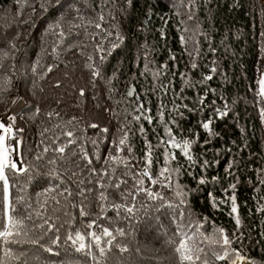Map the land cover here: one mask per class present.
Listing matches in <instances>:
<instances>
[{
    "label": "trees",
    "instance_id": "16d2710c",
    "mask_svg": "<svg viewBox=\"0 0 264 264\" xmlns=\"http://www.w3.org/2000/svg\"><path fill=\"white\" fill-rule=\"evenodd\" d=\"M40 2L0 0V44L7 48L8 41L13 40L17 46L5 61L7 67L0 71V83L2 78L10 79L9 90L0 93V115L9 112L13 100L23 102L19 117L26 124L23 136L29 147L25 152L27 162L22 163L25 168L32 166L28 175L11 178L6 190L9 196H4L5 187L0 184V206L11 205L21 212L31 211L34 219L42 223L35 213L41 211V203L47 199L48 209L42 214H51V195L56 194L60 181L47 174L49 167L46 160L45 166L37 167L40 162L34 154H29V150L36 147L37 152L42 151L44 146L49 145V139L61 135L65 122L75 116L83 120L74 131L85 138L82 140L84 147L89 152L93 151L87 137L103 139L99 152L106 154L105 145L117 135L119 124L124 122L123 116L117 113H123L126 108L131 110L136 100L135 95L133 98L124 96L128 87L133 86L143 97L142 102L151 109L149 114L154 117L161 102L166 105L165 119H169L167 112L173 108L172 101L188 105L182 109V115L172 112L179 123L169 126L177 133V139L192 137L199 146L193 145V161L180 158L171 165L175 167L178 164L180 171L170 172L169 179L163 184L153 185L143 178L144 187L159 193L160 198L151 200L146 194L137 192V199L127 202L119 198V193L116 194L113 198L116 203H128L130 207L135 205L138 211L133 213L132 219L117 218L110 205L106 204L104 212L93 206L94 214L105 217L102 226H109V221H112L111 228L123 227L128 233L117 238L127 246L128 251L120 253L114 249L109 254L113 257V264L117 261L118 264H170L163 257L169 252L167 244L175 256L170 241L179 239L178 225H186L189 220L202 223L204 227L201 231L205 233H211L217 227L224 228L226 234L236 233L238 230L228 214V205L212 206L213 196L220 200L230 194L237 197L242 228L239 239H233L232 247L240 250L246 258L236 264H264V214L255 211L262 203L256 198L264 195V185L259 183L264 179V121L260 119V104L255 97V81L264 69V37L261 36L264 32V0H197L196 7L191 9L194 13L192 21L187 20V0H134V6L127 0H111L107 5L105 0H48L44 10H40ZM33 7L37 9L36 13L32 12ZM101 10L106 17L101 22L104 33L111 31V40H115L117 32L123 37L118 42L119 49H113L115 54L102 65L107 69L105 77H112L113 80L111 98L109 85L104 80H99L96 87H92L90 72L85 67L88 55H93L97 63L102 55L94 49L102 34L87 23L100 22L98 16ZM81 16L83 21L79 19ZM57 23L59 28L55 27ZM74 24L80 27H73ZM197 25L208 39L204 35H190ZM186 26L193 31L184 32ZM61 31L64 32L63 39L58 35ZM181 35L192 36L187 48L193 55L195 42H200L201 55L196 58L200 66L195 75L190 69L191 57L180 41ZM104 43L111 48L107 40ZM69 44L71 47H66ZM213 46L215 52L211 51ZM53 47L57 48L56 55L51 54ZM172 56L177 59L172 60ZM37 60L42 65L52 66L53 71L43 78L41 74L33 73L31 66ZM145 65L152 69V73L161 65L168 67L165 74L156 79L152 73L140 75ZM213 66L217 67V73L210 72ZM41 71H46V68ZM181 72H188L191 85L185 87L184 78L179 75ZM205 74L213 75V80L206 84L196 83ZM56 82L61 86L55 87ZM153 84L159 91L150 90ZM161 85H167L168 90L165 91ZM182 87H185L183 100L174 95L179 94ZM80 88L85 89V97L79 96ZM146 89L149 91L146 92ZM198 99L206 101L203 107ZM213 100L216 101L215 108L228 105L225 110L230 111V115H214ZM97 104L100 106L97 107ZM37 106L41 108V114L34 115ZM104 107L114 111L104 112ZM49 112L60 115L49 118ZM207 119L212 120L215 135L210 138V143L204 145L203 141L209 136L199 125ZM90 122L109 127L107 138H104L105 134L88 128ZM140 123L144 124L146 132L141 135L136 131L131 136L137 158L132 161L134 165L145 150V138H150L155 145L164 135L158 118L151 125L146 121ZM57 124L61 125L60 129L55 127ZM132 127L136 129L138 125L133 124ZM46 128L50 131L41 136ZM64 139L61 136L57 144ZM77 150L78 146H70L67 151L71 155ZM171 152L178 157L181 155L178 149ZM156 154L160 156V163L154 164L153 170L158 174L163 164V148L157 149ZM45 156L53 157L55 153L50 151ZM205 160L210 167L203 166ZM229 164L231 175H228ZM139 167L143 169L142 162H139ZM118 171L125 169L121 165ZM133 171H136L135 167ZM213 175L217 177L215 181L211 179ZM84 176L88 177V173L85 172ZM123 179L128 180V187L132 188L137 177L130 173ZM160 179L163 180V177ZM200 179L208 182L201 185ZM231 184L236 185L234 192L226 191ZM71 187L74 190L75 185ZM47 188H52L53 192L45 194ZM70 212L78 217V209L70 208ZM186 230L191 232V229ZM203 246L211 248L208 244ZM13 248L17 252L22 249L26 255L11 264H36L33 253L41 258L40 264L58 259L25 244L14 245ZM234 259L226 257L224 261H212V264H233Z\"/></svg>",
    "mask_w": 264,
    "mask_h": 264
},
{
    "label": "snow or ice",
    "instance_id": "6c2138e0",
    "mask_svg": "<svg viewBox=\"0 0 264 264\" xmlns=\"http://www.w3.org/2000/svg\"><path fill=\"white\" fill-rule=\"evenodd\" d=\"M18 2H23V0H18ZM111 0H105V4L110 3ZM129 4H133L134 0H127ZM183 2V0H182ZM48 0H41L40 10H44L47 6ZM187 5L189 7V12L187 14V20L192 21L194 19V13L191 11L197 5V0H187ZM37 9L33 7L32 12L36 13ZM83 21V17H79ZM115 19V17H112ZM163 19V17H162ZM106 20L103 10L98 16V21H88L87 23L93 26L95 29L99 30L102 34V38L98 44L94 46L95 52L102 54L99 56V63L94 61L93 55H88L86 57L85 67L89 70L92 87H96V83L99 80H104L107 85H109L108 92L111 94L113 92V80L112 77H105L106 68L102 67L105 60H107L111 55L115 53L113 49H119V41L123 37L117 32L115 40L109 39L113 33L111 31L104 33V28L102 27L103 21ZM168 23L167 20H164ZM27 23V21H26ZM183 23V21H182ZM56 28L60 27V24L55 25ZM73 27H80L78 24H74ZM184 32L193 31L190 26H186L183 29ZM58 35L61 39L64 38V32H59ZM193 35H204L205 39L208 37L200 32L199 26ZM161 36H163V30H161ZM264 37V32L261 33ZM192 39V36H180L181 43L185 46V51L191 57L190 69L192 74L195 75V70L200 66L197 63V57L201 55L200 42L196 41L194 44V52L189 51L187 45ZM107 40L108 44L111 45L109 48L104 41ZM17 46L13 40H9L7 43V48L3 44H0V71L7 67L5 61L9 58V53L15 49ZM66 47H71V45H66ZM212 52L216 49L213 46L211 48ZM51 54H57V48L53 47L51 49ZM172 60H176L175 56L171 57ZM213 65L216 64L215 61L212 62ZM167 65H161L154 73L152 69L145 65V70L140 73L141 76H147L152 73L154 78L158 79L161 75L165 74ZM46 71H41L45 69ZM31 71L33 73L41 74V78L51 73L53 71L52 66H45L37 60L31 66ZM115 69L113 74H115ZM218 69L216 66L211 67V73H217ZM175 75V73H173ZM184 78L185 87L192 84L188 76V72H181L179 74ZM214 76L210 74H205L196 83L206 84V82L213 80ZM3 82L0 83V93L7 92L8 84H10L9 78H2ZM257 85V90L255 91V97L258 98V103L260 104L259 116L262 121H264V72L260 73V76L255 81ZM60 83L56 82L55 87H60ZM194 86V85H193ZM75 87V85H73ZM165 91L168 90L167 85H161ZM185 87L180 89L179 98L183 100V92ZM43 89H41L42 91ZM152 92L159 91L157 85L153 84L150 89ZM149 89H146V92ZM86 92L84 88L79 89V96L85 97ZM136 96V100L131 110L125 109L123 113H117V115L123 116V123H120L117 128V135H115L109 144L105 145L107 148V153L103 154L99 152L100 145L103 144V139H92L87 137L86 139L93 146V151L89 152L82 143L85 138L80 137L74 131L83 122L82 118L73 116L71 119L67 120L63 126L60 136H55L49 139V145L44 146L42 151L37 152L36 147H32L29 150V154H34L35 159L40 163L37 167L45 166L44 162L49 167L48 175L58 179L60 181L59 185L56 186V194L51 195V200L53 201V206L50 209L49 215L45 216L42 213L48 209V200L45 199L41 203V211L35 213V217H38L42 223L34 219L31 211L21 212L17 208H13L11 205L0 206V264H11L12 261H19L21 256L26 254L21 249L17 252L13 246L25 244L33 246L44 253L51 254L52 256L58 257L55 261H49L48 264H113V257L109 254L117 249L120 253L128 251L126 245H123L117 239L118 237H125L128 235L123 227L111 228L112 221H109V226H102L101 222L105 217L100 214H94L93 206L99 207L100 212L106 210V204L116 211L117 218L132 219L133 213L138 211L135 205L128 206V203H116L113 199L117 193H119V198L122 201L131 202L137 199V192L144 193L151 200H156L160 198V194L144 187V179L147 178L151 184H163L164 181L169 179L170 172H179L180 166L177 164L175 167L171 165L180 158H186L188 161H193V152L195 148L193 145H198V141L192 137L181 136L177 139V133L174 132L173 127L169 125L172 123L178 124L175 116L172 112L182 115V109H186L188 105L186 104H176L172 101L173 108L167 112L169 119H165V109L166 105L161 102L158 105L159 111L156 117L149 114L151 109L147 107L146 103L142 102L143 97L137 94L134 87L129 86L125 97ZM95 98V97H94ZM198 102L203 107L206 103L203 99H198ZM13 104L16 103L15 100L12 101ZM216 101H212L214 115L219 117H225L230 115L228 105H224L223 108H215ZM100 105L97 104V107ZM104 112H113L114 110L109 107H104L102 109ZM41 114V108L37 106L34 110V115ZM58 112H49V118L53 116H59ZM158 118L163 125L164 135L159 138L158 142L154 145L150 138H145L144 140V151L139 157V162H142L144 167L140 170L139 162L135 165L132 161H135L133 151V143L131 141V136L138 131L141 135H144L146 129L141 121H146L148 124H153L154 119ZM8 121H0V184L7 188L11 178L13 176H19L21 174L28 175L31 169V165L28 168L23 166V163L27 162V157L25 155L27 146L24 142V129L16 127V117L9 116ZM133 124H137L138 128L134 129ZM212 120L207 119L199 125L206 133H208L209 139L203 141L204 145L210 143V138L215 135L212 131ZM57 129L61 128L60 124L55 125ZM88 128L97 130L100 134H105L104 138H107V134L110 133V128L101 126L99 122H90L87 125ZM50 131V129H44L41 136H45V133ZM189 131H191L189 129ZM194 136L196 134H193ZM61 136L65 139L57 144V141L61 140ZM43 143V141L41 142ZM70 146H78L77 151H72L71 155L68 153ZM163 148V164L159 173L157 174L153 170V165L160 163V156L156 154V150ZM178 149L180 156L172 154L171 150ZM54 152L55 156L46 157L45 154L49 152ZM127 153V155H123ZM156 155V159L153 156ZM23 161V163H22ZM204 167H210L211 165L205 160L202 162ZM123 166L125 171H118L120 166ZM136 171H133V169ZM231 164H229L228 175H231ZM88 173V177L84 176V173ZM137 177L135 184L132 188L128 187V180L123 179V177L129 174ZM155 177V178H154ZM163 177V180L160 179ZM211 179L215 181L216 176H212ZM67 181V186H66ZM208 181L205 179H200L199 183L204 185ZM261 185H264V179L259 181ZM75 185V188L71 187ZM123 185V188H122ZM236 188L235 184L229 185L226 191L234 192ZM62 189V190H61ZM135 189L136 191H133ZM23 190V189H21ZM115 190V191H113ZM45 194H51L53 192L52 188H47L44 190ZM162 199V198H161ZM262 203L258 206L255 211L264 214V195L256 198ZM23 200V197L21 198ZM63 200V203L61 202ZM220 205H228L229 215L234 219L235 227L237 228L236 233L226 234L224 228L217 227L212 230L211 233L202 232L201 229L204 227L202 223L194 222L189 220L186 225H178V236L179 239L170 241L174 248V253L176 257L177 264H212V261H224L227 257L233 260V264L237 261H244L246 258L240 252V250L232 247L233 239H239V231L241 228V218L240 212L237 204V197L234 194H230L226 199L221 198L216 200L213 196L212 206L219 207ZM70 208L78 209V217L70 212ZM186 229H191V232ZM208 244L211 246L210 249H206L203 245ZM36 257V264H40V257L36 253L32 254ZM26 264V262H25ZM118 264V261L116 262Z\"/></svg>",
    "mask_w": 264,
    "mask_h": 264
},
{
    "label": "rangeland",
    "instance_id": "374dc122",
    "mask_svg": "<svg viewBox=\"0 0 264 264\" xmlns=\"http://www.w3.org/2000/svg\"><path fill=\"white\" fill-rule=\"evenodd\" d=\"M194 31H195V30H194ZM194 31L191 32L190 35H192V36L195 37V35H193ZM262 72H264V69H263ZM22 103H23V102H22L21 100L18 99V100H16V103L13 104L12 107H14V106H18V105H21ZM9 116H14V115H13L11 112H10V113L8 112V117H9ZM9 122H10V121H9ZM18 122H19V118H18V115H17V116H16V122H15L16 127H17ZM6 190H7V188H6ZM6 190H5V188L3 189V194H4L5 197L9 196V195L6 193ZM6 206H7V205H6ZM146 244H147V243H146ZM167 247H168L169 252L163 254V257H164V258H167V260L170 262V264H177L176 259H174V258H176V257L171 253L172 248L169 246V244H167Z\"/></svg>",
    "mask_w": 264,
    "mask_h": 264
},
{
    "label": "built area",
    "instance_id": "2783aa9c",
    "mask_svg": "<svg viewBox=\"0 0 264 264\" xmlns=\"http://www.w3.org/2000/svg\"><path fill=\"white\" fill-rule=\"evenodd\" d=\"M22 108V104L21 105H18V106H15L13 108V110L11 111V113L14 115V116H17L18 112L21 110ZM0 121H4V122H9L8 121V116L7 115H3V116H0ZM18 126L23 128L24 127V122L22 120H19L18 122Z\"/></svg>",
    "mask_w": 264,
    "mask_h": 264
},
{
    "label": "clouds",
    "instance_id": "9594fccd",
    "mask_svg": "<svg viewBox=\"0 0 264 264\" xmlns=\"http://www.w3.org/2000/svg\"><path fill=\"white\" fill-rule=\"evenodd\" d=\"M14 107H15V106H14ZM14 107H12L9 111L13 110ZM22 108H23V107H22ZM22 108H21V110H22ZM21 110H20V111H21ZM20 111H19V112H20ZM3 115H7V113H6V114H3ZM3 115H0V116H3ZM21 120H22V119H21ZM22 121H23V120H22ZM243 264H244V263H243ZM246 264H247V263H246Z\"/></svg>",
    "mask_w": 264,
    "mask_h": 264
},
{
    "label": "water",
    "instance_id": "95a60500",
    "mask_svg": "<svg viewBox=\"0 0 264 264\" xmlns=\"http://www.w3.org/2000/svg\"><path fill=\"white\" fill-rule=\"evenodd\" d=\"M133 87V86H132ZM134 97V96H133ZM133 97H129V98H133Z\"/></svg>",
    "mask_w": 264,
    "mask_h": 264
},
{
    "label": "bare ground",
    "instance_id": "6f19581e",
    "mask_svg": "<svg viewBox=\"0 0 264 264\" xmlns=\"http://www.w3.org/2000/svg\"><path fill=\"white\" fill-rule=\"evenodd\" d=\"M244 264H246V263H244Z\"/></svg>",
    "mask_w": 264,
    "mask_h": 264
}]
</instances>
